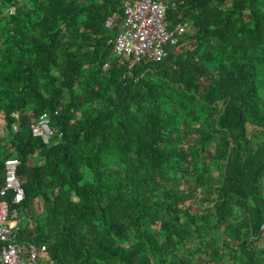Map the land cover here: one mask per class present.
Returning <instances> with one entry per match:
<instances>
[{
	"label": "trees",
	"instance_id": "1",
	"mask_svg": "<svg viewBox=\"0 0 264 264\" xmlns=\"http://www.w3.org/2000/svg\"><path fill=\"white\" fill-rule=\"evenodd\" d=\"M1 8L0 190L18 158L20 244L55 264H264V0H185L167 19L193 28L131 73L105 26L123 0ZM44 112L50 143L29 132Z\"/></svg>",
	"mask_w": 264,
	"mask_h": 264
},
{
	"label": "built area",
	"instance_id": "2",
	"mask_svg": "<svg viewBox=\"0 0 264 264\" xmlns=\"http://www.w3.org/2000/svg\"><path fill=\"white\" fill-rule=\"evenodd\" d=\"M185 0H123L124 17L121 23L112 17L106 21V27L117 28L116 35L110 41L113 54L125 60L129 73L136 64L160 62L166 59L170 49L177 47L182 37L190 31L188 21H180L171 27L167 19L168 10L184 4ZM2 0H0L1 8ZM2 10V8H1ZM16 6L10 4L2 12L13 15ZM109 68L106 63L104 69ZM57 115V112L55 113ZM76 115L80 116L78 111ZM14 132L19 126L13 125ZM32 137L50 143L62 132L55 129L52 115L42 113L29 124ZM5 135V125L0 119V138ZM18 158H9L5 161V182L0 190V264H39L40 257L47 254L46 244H20L18 235L22 226V215L18 208L25 200V191L18 176ZM12 193L11 208L7 197ZM47 264H55L48 258Z\"/></svg>",
	"mask_w": 264,
	"mask_h": 264
},
{
	"label": "rangeland",
	"instance_id": "3",
	"mask_svg": "<svg viewBox=\"0 0 264 264\" xmlns=\"http://www.w3.org/2000/svg\"><path fill=\"white\" fill-rule=\"evenodd\" d=\"M109 18H110V17H109ZM105 26H106V23H105ZM108 29H110V28H108ZM250 129H251V128H250ZM212 148H213V145L211 146V149H212ZM208 167H209V169H210L211 171L215 170V166H214L212 163H210ZM35 208H36V211H37L38 213L41 212V211L43 210V206H42L41 201H36ZM30 221H32V220H30ZM31 223H32V222H31ZM47 262H48V256H47V254L42 255V256L40 257L39 264H47Z\"/></svg>",
	"mask_w": 264,
	"mask_h": 264
},
{
	"label": "crops",
	"instance_id": "4",
	"mask_svg": "<svg viewBox=\"0 0 264 264\" xmlns=\"http://www.w3.org/2000/svg\"><path fill=\"white\" fill-rule=\"evenodd\" d=\"M180 22V21H179ZM179 22H177L173 27H175ZM190 24V23H189ZM191 26V25H190ZM193 27H191V29H192ZM190 29V30H191ZM12 194V193H11ZM8 200V199H7ZM48 258H50V257H48Z\"/></svg>",
	"mask_w": 264,
	"mask_h": 264
}]
</instances>
